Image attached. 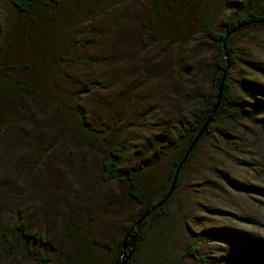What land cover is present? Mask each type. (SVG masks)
Returning a JSON list of instances; mask_svg holds the SVG:
<instances>
[{
	"label": "rangeland",
	"instance_id": "1",
	"mask_svg": "<svg viewBox=\"0 0 264 264\" xmlns=\"http://www.w3.org/2000/svg\"><path fill=\"white\" fill-rule=\"evenodd\" d=\"M254 1L37 0L26 14L0 0V264L124 259L143 208L127 181L103 178L106 152L121 147L138 191L160 187L219 55L203 24ZM232 43L231 116L203 137L133 264H264V23Z\"/></svg>",
	"mask_w": 264,
	"mask_h": 264
},
{
	"label": "trees",
	"instance_id": "2",
	"mask_svg": "<svg viewBox=\"0 0 264 264\" xmlns=\"http://www.w3.org/2000/svg\"><path fill=\"white\" fill-rule=\"evenodd\" d=\"M7 1L11 4V6L15 10L26 14L30 12V10L34 7V5L37 2V0H7ZM161 1L189 6V5H197L203 0H161ZM261 3L262 0H255L250 5H248L245 11H243L240 15H233L219 29L213 28V24L211 23L203 24V33L213 41V45L219 55L211 65L208 87L204 97L202 98V100H200L197 103L195 108H193V110L191 111L189 121L183 125L180 124L178 126V131L176 132V137L174 138V142L176 143L175 146L179 152V155L174 160L172 167L165 180L162 182L160 187L153 192L152 195H145L141 191L137 190L135 184V170L133 168H129L125 170L119 169V162L123 153L121 147L112 146L106 152L104 160L102 162V169H101L103 178H105L106 180L127 181L129 186V195L131 199H133L136 203L142 206L143 215L146 214L151 209H153L139 224H137L136 222L135 227L131 228V232L129 233L128 238L126 240V244L129 245V249L126 250L127 252L126 256H124V259L120 261V263H123L125 260H126L125 264L134 263L136 259L138 247L140 246L142 240L144 239L146 232L148 231L152 222L156 218L158 211L163 209V207L171 198L174 190L180 183V180L184 174V171L189 161L196 155L201 145V141L203 137L206 134L214 131L215 123L220 116L221 117L225 115L231 116L229 113L227 103L228 100L230 99V86L232 84L229 77V69L230 67L233 68L234 65V59L232 58V50H233L232 41L234 37L237 34H239L241 31L264 23V12L262 10ZM225 52L228 54L227 56H225ZM223 76H225V79L222 82ZM221 85H222V91L217 104L219 88ZM259 106H260L259 108L260 110L257 111V115L262 114L264 112V101ZM215 107L216 110L214 111ZM75 116L77 117V120H79L80 126L82 127L81 134L83 136L88 137L89 140L91 141L96 140V138L90 134V131H88L86 128L84 129L83 115L79 111H77L75 113ZM204 125H206L204 131L198 138L197 142L195 143L194 147L192 148L191 152L185 159L184 163L182 164L178 172L176 178V184L173 191L171 192L170 196L160 206H157L162 201V199L167 195L171 183L173 181L176 168L178 167L179 163L185 156V153L187 152L189 146L191 145L193 140L197 137L198 133L204 127ZM262 127L264 129V123L262 124ZM129 231L130 229L126 233H128ZM130 246H132V249L130 248ZM119 252L123 255L122 246ZM191 254H194V249L193 251H191Z\"/></svg>",
	"mask_w": 264,
	"mask_h": 264
},
{
	"label": "water",
	"instance_id": "3",
	"mask_svg": "<svg viewBox=\"0 0 264 264\" xmlns=\"http://www.w3.org/2000/svg\"><path fill=\"white\" fill-rule=\"evenodd\" d=\"M228 54L225 52V56H227ZM225 79V76H223V79H222V82L224 81ZM221 91H222V85L220 86L219 88V94H218V98H217V104H218V100H219V97H220V94H221ZM217 104H216V107H217ZM216 107L214 109V111L216 110ZM208 123V122H207ZM205 126L200 130V132L198 133L197 137L193 140V142L191 143V145L189 146L187 152L185 153V156L183 157V159L181 160V162L179 163L178 167L176 168V171H175V175H174V178H173V181L171 183V186H170V189L167 193V195L162 199V201L157 205V206H160L171 194V192L173 191L174 187H175V184H176V178H177V175H178V172L182 166V164L184 163L185 159L187 158V156L189 155V153L191 152L192 148L194 147L195 143L197 142L198 138L200 137V135L202 134V132L204 131L205 129ZM153 209H151L150 211H148L146 214H144L142 216V218H140L138 221H137V224H139ZM131 232V229L128 233L125 234V236L123 237L122 239V249H123V255L125 254V248H126V240L128 238V235L129 233ZM130 248L132 249V246H130ZM120 257L116 260V262L114 264H125L126 260L123 262V263H120Z\"/></svg>",
	"mask_w": 264,
	"mask_h": 264
},
{
	"label": "clouds",
	"instance_id": "4",
	"mask_svg": "<svg viewBox=\"0 0 264 264\" xmlns=\"http://www.w3.org/2000/svg\"><path fill=\"white\" fill-rule=\"evenodd\" d=\"M198 43H199V34H197L192 39H190L186 43L185 47L187 49H193V48L196 47V45ZM189 54H191V53L189 52ZM211 55H212V52L211 51H205V52L200 53L199 56H197V59H210Z\"/></svg>",
	"mask_w": 264,
	"mask_h": 264
}]
</instances>
